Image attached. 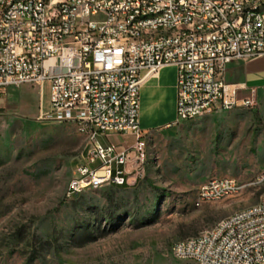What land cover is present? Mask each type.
Masks as SVG:
<instances>
[{"label": "built area", "instance_id": "1", "mask_svg": "<svg viewBox=\"0 0 264 264\" xmlns=\"http://www.w3.org/2000/svg\"><path fill=\"white\" fill-rule=\"evenodd\" d=\"M263 57L264 0H0V94L49 83V105L38 121L73 124L86 138L70 195L134 185L143 176L151 138L139 123L144 79L177 68V120L167 126L173 128L253 108L258 92L240 97L227 72L234 62ZM129 133L131 147L109 137ZM102 135L107 145L98 141ZM255 185L263 188L255 204L178 241L174 256L195 264H264V172ZM245 187L213 178L201 186L196 206Z\"/></svg>", "mask_w": 264, "mask_h": 264}, {"label": "rangeland", "instance_id": "2", "mask_svg": "<svg viewBox=\"0 0 264 264\" xmlns=\"http://www.w3.org/2000/svg\"><path fill=\"white\" fill-rule=\"evenodd\" d=\"M21 86L20 107L35 113L43 90ZM86 142L73 124L0 112V264H195L176 258L173 246L255 204L263 189L255 182L264 172V90L251 109L151 137L134 185L70 195ZM224 177L246 187L197 207L201 186Z\"/></svg>", "mask_w": 264, "mask_h": 264}, {"label": "crops", "instance_id": "3", "mask_svg": "<svg viewBox=\"0 0 264 264\" xmlns=\"http://www.w3.org/2000/svg\"><path fill=\"white\" fill-rule=\"evenodd\" d=\"M227 81L241 88L239 91L240 97L249 95L252 90L260 93L264 90V57L251 61L232 63L228 68ZM26 85L33 89L43 90V100L42 102L37 100L35 113L25 112L20 107V102L16 97V89L23 86L9 87L1 92L0 112L9 111L26 117L38 118L40 113L48 108L50 101L49 84L45 83L41 87ZM177 97L178 70L175 66H167L157 76L144 79L140 92L139 123L141 129L145 133H149L151 137H156L160 132L170 129L167 126L177 120ZM109 137H112L114 141L123 147H131L135 141L132 133L111 135ZM131 181L133 182L134 179L132 178Z\"/></svg>", "mask_w": 264, "mask_h": 264}, {"label": "trees", "instance_id": "4", "mask_svg": "<svg viewBox=\"0 0 264 264\" xmlns=\"http://www.w3.org/2000/svg\"><path fill=\"white\" fill-rule=\"evenodd\" d=\"M88 238H89V237H88ZM88 238H87V237H83L82 240H81V241H82V244L85 243V241H92V239H91V240H87ZM83 241H84V242H83Z\"/></svg>", "mask_w": 264, "mask_h": 264}]
</instances>
